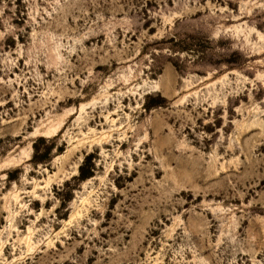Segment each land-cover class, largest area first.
<instances>
[{
    "label": "rangeland",
    "instance_id": "rangeland-1",
    "mask_svg": "<svg viewBox=\"0 0 264 264\" xmlns=\"http://www.w3.org/2000/svg\"><path fill=\"white\" fill-rule=\"evenodd\" d=\"M0 264H264V0H0Z\"/></svg>",
    "mask_w": 264,
    "mask_h": 264
}]
</instances>
